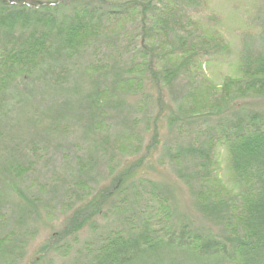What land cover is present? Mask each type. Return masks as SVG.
Masks as SVG:
<instances>
[{
	"label": "trees",
	"instance_id": "obj_1",
	"mask_svg": "<svg viewBox=\"0 0 264 264\" xmlns=\"http://www.w3.org/2000/svg\"><path fill=\"white\" fill-rule=\"evenodd\" d=\"M196 1L0 0V150L8 154L3 162L0 157V208L11 197L18 199L21 211L34 204L21 189L25 167L13 156L21 151L15 141H58L70 132L102 135V120L110 110L128 115L139 103L131 98L144 96L148 87L142 79L137 85L135 72L147 75L155 89L150 102L162 104V80L169 85L183 77L204 48L178 18L182 8ZM131 14L136 31L130 44L124 50L118 43L107 46V30ZM158 28L169 35L170 52L179 56L161 71L149 43ZM104 44L101 64L96 54ZM252 44L244 43L243 79H227L219 93L211 88L196 113L171 114L169 143L161 141L160 128L152 124L147 148L159 147L177 183L193 188L194 217L182 209L174 184L143 175L139 158L134 161L138 171L124 170L83 203L29 264H49L44 262L48 252L68 256L74 244L76 257L66 264H264V109L251 103L264 98V38L257 50ZM218 46L211 44L213 50ZM217 141L227 145L243 185L240 199L208 185ZM87 148L99 151V142ZM81 168L78 172L88 173ZM81 229L87 232L84 239Z\"/></svg>",
	"mask_w": 264,
	"mask_h": 264
},
{
	"label": "rangeland",
	"instance_id": "obj_2",
	"mask_svg": "<svg viewBox=\"0 0 264 264\" xmlns=\"http://www.w3.org/2000/svg\"><path fill=\"white\" fill-rule=\"evenodd\" d=\"M132 16L110 26L106 32L109 36L105 42L107 46L118 43L124 50L130 44L129 37L136 31L130 21ZM178 18L193 30L194 37L200 38L199 43H203L204 48L198 51L189 72L183 77L169 85L163 84L162 80L159 92L161 105L157 106L149 100L155 98L157 93L148 84V76L135 72L133 80L137 85L142 79L148 87L144 96L131 98L139 103L128 115H117L110 110L102 120V135L93 136L92 139L70 132L68 137L58 141H35V144L22 139L15 141L21 151H15L13 156L19 166L25 167L21 189L34 200V204L21 211L18 210V205L21 206L18 199L11 197L12 201L0 208V213L3 212L0 216L2 264H29L33 258H37L40 247L54 233L64 229L83 203L95 197L100 189L108 187L124 170L133 172L137 169L134 161L139 158H142L139 170L143 175L149 180L174 184L175 196L182 209L195 216L193 188L177 183L173 165L160 157L159 147L150 145L147 148L152 138V124L156 122L160 128L161 141L169 143L173 136V130L169 128L171 114L186 116L196 113L202 110L204 97L211 88L219 93L227 79L241 80L245 77L241 69L243 47L249 41L253 43V49L257 50L264 38V0H197L186 10L182 8ZM155 33L149 43L154 45L158 53L156 69L161 71L165 64H175L179 56L170 52V37L163 29L158 28ZM214 42L219 43L215 50L211 47ZM97 51L96 60L102 64L105 60V44ZM93 73L89 71V75ZM251 103L256 108L264 109V98L251 100ZM155 116L157 118H151ZM132 128V132L128 130ZM93 140L99 142V151L88 150ZM5 156L8 154L0 150L2 162ZM78 166L89 169L88 173L78 172ZM211 176L208 185L214 192L227 198H241L244 188L232 169L230 154L224 142L217 141L214 144ZM19 211L23 213L21 217H17ZM114 218L111 216L109 220L113 221ZM7 219L9 222L6 226ZM78 234L80 239L87 236L84 229ZM76 249L77 245H72L65 257L48 252L44 262L66 264L74 257Z\"/></svg>",
	"mask_w": 264,
	"mask_h": 264
}]
</instances>
